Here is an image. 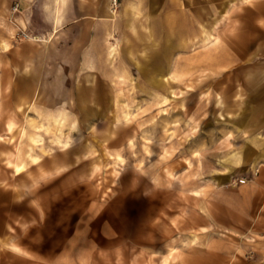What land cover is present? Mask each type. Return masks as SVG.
I'll list each match as a JSON object with an SVG mask.
<instances>
[{
	"label": "rangeland",
	"instance_id": "374dc122",
	"mask_svg": "<svg viewBox=\"0 0 264 264\" xmlns=\"http://www.w3.org/2000/svg\"><path fill=\"white\" fill-rule=\"evenodd\" d=\"M166 257L264 264V0H0V264Z\"/></svg>",
	"mask_w": 264,
	"mask_h": 264
},
{
	"label": "bare ground",
	"instance_id": "6f19581e",
	"mask_svg": "<svg viewBox=\"0 0 264 264\" xmlns=\"http://www.w3.org/2000/svg\"><path fill=\"white\" fill-rule=\"evenodd\" d=\"M58 1V3H59V6H61L62 4H63V2H64V0H57ZM247 1H249V0H247ZM61 9V8H60ZM61 21V20H60ZM181 92H182V90H181ZM175 94V93H174ZM180 97V96H179ZM169 98H171V97H168V99ZM16 122V121H15ZM7 123V122H6ZM9 123V122H8ZM13 123H9L8 124V131H10V132H12L13 131V125H12ZM20 128V127H19ZM9 140H10V138H9ZM13 166H14V168H15V170L16 171H18V170H20L21 169V167L23 166V164H22V162L21 161H18V160H15L14 162H13ZM173 255V254H172ZM173 257V256H172ZM167 261H168V258L166 257V258H164L163 259V263L165 264V263H167ZM171 260H169V262H170Z\"/></svg>",
	"mask_w": 264,
	"mask_h": 264
},
{
	"label": "built area",
	"instance_id": "2783aa9c",
	"mask_svg": "<svg viewBox=\"0 0 264 264\" xmlns=\"http://www.w3.org/2000/svg\"><path fill=\"white\" fill-rule=\"evenodd\" d=\"M12 8L15 10L17 8V4H15Z\"/></svg>",
	"mask_w": 264,
	"mask_h": 264
}]
</instances>
